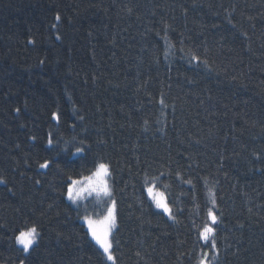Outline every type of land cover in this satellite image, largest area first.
Here are the masks:
<instances>
[{"label":"trees","instance_id":"16d2710c","mask_svg":"<svg viewBox=\"0 0 264 264\" xmlns=\"http://www.w3.org/2000/svg\"><path fill=\"white\" fill-rule=\"evenodd\" d=\"M100 159L115 264H264V0H0V264H113L64 183Z\"/></svg>","mask_w":264,"mask_h":264},{"label":"snow or ice","instance_id":"6c2138e0","mask_svg":"<svg viewBox=\"0 0 264 264\" xmlns=\"http://www.w3.org/2000/svg\"><path fill=\"white\" fill-rule=\"evenodd\" d=\"M59 20V16L56 17ZM192 59H198L197 57H192ZM163 103V101H161ZM53 118L59 120L57 113H53ZM82 119V117H81ZM49 145L52 144V140L49 139ZM83 143V142H81ZM90 148V146H88ZM62 152H68V148L65 147L61 149ZM85 152L84 147L76 148L75 152L72 155H80ZM59 155V153H57ZM52 162L50 160H45L43 164H40V168H48ZM94 171H91L88 176H81L80 179H73L71 176L67 178L64 182L66 184V197L73 204H77L79 201L86 200L88 197L93 195L96 197L97 201L106 205V211H104L98 219H92L89 216L85 215L82 217L87 224L88 235L99 245L102 249V253L106 256L107 261H112L115 264V257L112 254V242L111 235L112 230L116 227L117 221V201L113 198V189L109 184V179H111V167L110 163L103 162L102 159L99 161L94 160ZM179 173L177 176L179 177ZM163 176V173H161ZM160 177H153L149 182L146 178L145 185L146 191L151 197L152 201L155 203V206L158 209H162L164 213L175 220V216L172 213V209L169 207L166 202V198L163 192L155 191L157 186V181ZM3 179L0 178V183H3ZM187 184H192L191 180L186 181ZM167 187V186H166ZM211 204L215 206L216 200L211 199ZM177 211H182L177 209ZM208 218L211 223H205L202 230L199 232V237L203 239L206 243H210V247L215 249V227L218 223V217L214 213L213 208L208 209ZM40 232L38 231L37 226L33 225L27 229L19 230L18 234L15 236V241L18 245L21 246V251L28 253L33 246L38 242V237ZM207 256V254H205ZM214 258V257H213ZM21 264H24L21 261ZM199 264H209L207 259L201 258Z\"/></svg>","mask_w":264,"mask_h":264},{"label":"rangeland","instance_id":"374dc122","mask_svg":"<svg viewBox=\"0 0 264 264\" xmlns=\"http://www.w3.org/2000/svg\"><path fill=\"white\" fill-rule=\"evenodd\" d=\"M80 179V178H79ZM157 191V190H155ZM159 192V191H157ZM67 198V197H66ZM68 200V199H67ZM70 203H72L70 200H68ZM80 203H85V205H83V209H87V212L90 211V215L88 214H83L82 217H84L85 215L89 216L90 218L92 219H98L100 217V215L106 211V205H104L103 203L97 201L96 197L93 195L92 197H88L86 200H83V201H79L78 202V205ZM73 204V203H72ZM155 204V203H154ZM74 205H77V204H74ZM92 213V214H91ZM81 217V222L85 225L86 229L88 230L87 228V224H86V221ZM114 230V229H113ZM112 230V231H113ZM90 236V235H89ZM91 237V236H90ZM92 239V238H91ZM93 240V239H92ZM94 241V240H93ZM95 242V241H94ZM96 243V242H95ZM98 247L99 245L96 244ZM20 246V245H19ZM21 247V246H20ZM100 248V247H99ZM101 249V248H100ZM102 251V249H101ZM106 257V256H105ZM112 262V261H110Z\"/></svg>","mask_w":264,"mask_h":264}]
</instances>
